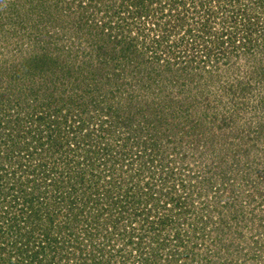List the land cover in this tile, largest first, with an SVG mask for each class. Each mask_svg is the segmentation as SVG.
I'll use <instances>...</instances> for the list:
<instances>
[{
	"label": "rangeland",
	"instance_id": "374dc122",
	"mask_svg": "<svg viewBox=\"0 0 264 264\" xmlns=\"http://www.w3.org/2000/svg\"><path fill=\"white\" fill-rule=\"evenodd\" d=\"M133 1L0 0V261L264 264V0Z\"/></svg>",
	"mask_w": 264,
	"mask_h": 264
},
{
	"label": "trees",
	"instance_id": "16d2710c",
	"mask_svg": "<svg viewBox=\"0 0 264 264\" xmlns=\"http://www.w3.org/2000/svg\"><path fill=\"white\" fill-rule=\"evenodd\" d=\"M139 3V4H138ZM141 3V0H134L133 2H132V6H134V11H135V13L137 14V15H140V4ZM121 6H123L122 4H120ZM126 7V9H127V7H128V5L127 6H125ZM139 7V8H138ZM127 52H129L128 51V48H124L123 49V54L124 53H127ZM0 178H2V176H0ZM18 185V188H19V191H20V193H21V195H22V197L24 198V201H26L27 199V197H28V195H29V193H27L26 191V189L22 186V183H18L17 184ZM36 188V187H35ZM38 188V187H37ZM117 201H118V198H115ZM96 201H97V199H96ZM110 201V194H109V196L107 197V202H109ZM111 202H113V201H111ZM116 202V201H115ZM67 208H69V210L71 209L72 210V206L71 205H69V206H67ZM38 211V210H37ZM37 211H35L36 213H37ZM73 211V210H72ZM71 211V212H72ZM34 211L32 212H30L27 216H24V217H22V219H24V218H34V216L36 215V213H35ZM80 213H82V211H80ZM47 214V213H46ZM48 218V217H47ZM73 220H75L76 219V216L74 215L73 217ZM49 220H51L50 218H48ZM146 220H147V218H146ZM15 221H16V219H15V217H13L12 216V214H11V216H1L0 215V232H3V227H4V225H7V227L8 228H6V229H9V230H7V231H10V230H12V229H15L14 231L18 234V235H20L21 236V234H19L20 232V228H19V226H17V223H15ZM151 223H153V222H151ZM113 224V227H114V225H115V223L113 222L112 223ZM158 224H163V221L161 220ZM132 229V228H131ZM133 230V229H132ZM122 231H124V229L122 230ZM156 235V234H155ZM131 234L129 233V235H128V237L126 238V244L124 243L123 245H133L135 242L131 239ZM133 237V236H132ZM21 238V237H20ZM31 238L29 237L28 239H26L25 240V243L23 242V244H22V246H23V248L21 249L23 252H25V253H27V252H29L28 250H29V248H30V244H31V241L33 240V239H31ZM142 236H140V237H137V241L138 242H136V244H137V246L138 245H140L141 243H142ZM156 239V238H155ZM158 239V238H157ZM157 239L155 240V242L157 241ZM153 242V241H152ZM151 242V243H152ZM154 242V243H155ZM150 243V245H152ZM124 247V246H123ZM20 250V249H19ZM22 251H19V253L21 254L22 253ZM153 251V250H152ZM28 255L26 256V258H28V259H30L32 262H33V260L34 259H36L37 257H38V252L37 251H33V252H29V253H27ZM153 254V253H152ZM101 255V254H100ZM141 259H142V254H140V256H139ZM145 258V257H144ZM143 258V261H141V263L142 264H147L148 262H149V257H146L145 259ZM8 260V258L7 259H5L4 261H0V264H4L5 263V261H7ZM7 262H9V260L7 261Z\"/></svg>",
	"mask_w": 264,
	"mask_h": 264
}]
</instances>
